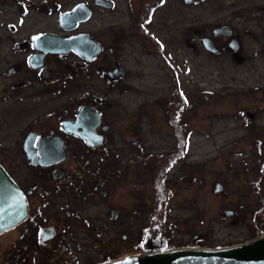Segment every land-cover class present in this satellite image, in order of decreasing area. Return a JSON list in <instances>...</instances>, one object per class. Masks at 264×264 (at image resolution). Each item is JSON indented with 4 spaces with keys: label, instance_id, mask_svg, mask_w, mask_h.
<instances>
[{
    "label": "rangeland",
    "instance_id": "obj_1",
    "mask_svg": "<svg viewBox=\"0 0 264 264\" xmlns=\"http://www.w3.org/2000/svg\"><path fill=\"white\" fill-rule=\"evenodd\" d=\"M47 1L53 7L50 11L40 8ZM117 1V10L97 11L95 19L82 30L97 34L107 49H113V52H107L94 63V69L103 65L112 66V71L121 74L122 67L126 72V87L108 90L103 79L97 77L84 79L88 81L87 86L106 90L107 107H113L119 113V118L123 119L124 126L132 132L137 124L136 109L139 103L148 102V115L142 116L140 134L145 139L143 145L150 158H162L178 150L174 129L169 125V116L160 101L165 106L170 103L172 110L175 109L174 102L181 106L189 105L182 113L184 123L189 126L186 129L189 138L185 142V154L174 158L168 165L172 184L168 187L170 201L164 216L167 215L165 222L173 220L176 223L173 229L162 234L171 237V242L177 245L189 242L193 236L205 238L207 246L243 240L240 228L227 227L231 218L224 217L221 210V190L215 191L220 177L214 173L210 175L206 170L219 167V160L215 158L226 146H231L234 140L241 139L247 132L241 126L242 119L238 114H256V121L264 125V9L262 13H256L259 10L256 7L264 8V0H162L164 4L153 13V18L148 14V37L138 33L140 30L137 25L133 26V31L122 30L124 27L130 29V14L126 8L130 0ZM138 1L133 0L134 6H138ZM144 1L148 3L149 0ZM79 2L103 8L94 4V0H0V94L4 90L0 95V135L8 137L23 133L34 115L46 109H55L62 102L61 94L52 92L51 95H37L32 109L31 95L23 93L15 96L12 90H37L39 85L25 82L29 74L24 62L33 50L29 45V36L41 32L63 33L60 24L62 14ZM239 6L256 8V12L254 15L237 14L235 11ZM227 16L235 26L240 24L236 33L239 34L237 40L240 47L229 48L227 53H223L221 49L225 43L214 35L213 30L221 26ZM95 22L102 23L103 30L95 31ZM112 24L116 27H111ZM151 35L158 40L159 45ZM205 38L212 39L213 44L215 42L216 51L204 45ZM78 63L76 55L60 63L53 59L50 68L53 90H59V82L68 78L73 81L68 90H79L75 71ZM13 67L17 69L16 72H11ZM177 88L184 95L181 100V96L176 93ZM255 109L259 112L256 113ZM117 123H120L119 119ZM121 130L125 129L122 127ZM10 144L5 141L6 149ZM244 148V156L250 157V144H245ZM247 157L233 158L232 162L242 163ZM213 159L215 163L211 166L208 161ZM119 160L122 164L126 159ZM127 160L138 161L133 157ZM107 161L99 165L102 170L98 179H106L103 188L93 195H83L85 198L80 196L79 199L83 200L75 199V211L100 227L93 239L88 238L85 231L80 236L84 238L85 246L78 249L76 254L84 264L109 261L98 255L101 253H98L96 242L97 239L102 241L103 236L107 240L109 234L105 226L111 212L110 200L102 194L103 191H112L108 178L111 163ZM6 164L14 170L30 167L23 156L6 159ZM73 164L70 162L68 167L71 168ZM90 165L98 167L97 164ZM145 165L142 163L140 171H131L128 168L130 166H127V171L121 169L115 173L117 186L112 197L115 210L120 215L117 218V250L113 256L117 259L126 255L131 248L128 246L139 241L143 234L140 226L148 225L152 213L157 210L160 198L157 191L158 165L150 167L154 169L152 172ZM201 173L205 176L203 187L196 189L190 184L188 176ZM81 175L84 178L89 176L84 172L75 174L79 180ZM91 178L90 183H87L89 180L85 181L86 191H91L97 181ZM240 186L247 187L244 184ZM228 197L233 202L244 198V189L233 188ZM65 200H71V195ZM142 209L145 212L141 215ZM125 222L129 224L127 229L123 227ZM100 234L103 235L102 239L97 238Z\"/></svg>",
    "mask_w": 264,
    "mask_h": 264
},
{
    "label": "flooded vegetation",
    "instance_id": "obj_2",
    "mask_svg": "<svg viewBox=\"0 0 264 264\" xmlns=\"http://www.w3.org/2000/svg\"><path fill=\"white\" fill-rule=\"evenodd\" d=\"M100 1L101 0H94V4L98 5ZM105 1H107V3L103 2L104 5L99 4L103 7L102 9L85 2H79L75 4V6L69 8L66 12H72L74 8L79 5L86 6L91 11L90 18L80 23L79 27L74 30H64L63 33L41 32L29 36L31 37L30 40H28L29 45L32 46L33 50L31 55L24 62V67L29 74V79H26L27 81L25 82L39 86L37 90H12L14 95L17 96L23 93H26L25 95H31L32 109L35 107L33 103H35V96L37 95L46 96L51 95L53 92L59 95L61 94L63 100L58 104L57 108L46 109L34 115L26 124L23 133L8 137L0 135V165L6 169L9 175L19 185L28 203L27 216L15 226L0 232V264H84V262L78 258V254H76L78 249L85 246L84 238L80 236L85 231L88 238L93 239L94 235L99 232L100 227L98 228V226L94 225L88 218L84 217L78 211L76 212L74 205L76 200H83L79 199L80 196L93 195L98 192L100 188H103L106 179L105 177L102 179L99 177L98 179V176L101 174L100 171L102 170V167H99V165L104 162L106 163L107 160L111 163V171L108 174V178L109 184H112V191H103L102 194L104 197L108 196L110 200L111 212H109L108 224L105 226L109 234L107 240L103 235H97L99 239H102L103 236L102 241H107V243H103L98 239L96 242L99 248L98 253H101L98 255L101 257L104 256V260H109L103 264L116 260L117 258L113 256L116 254L117 250V218L120 215L118 211L115 210L112 197L113 190L117 186L115 173L120 172L121 169L127 171L125 169L127 166H130L128 168L131 171L132 169L140 171L142 169H139V167L142 163L146 164L145 166H147L151 172L154 169L150 167L158 165V170L163 165L164 167L166 166L167 169V186H169L172 182L169 181L168 165L174 158H179V156L182 154L184 156L185 154V144L182 146L179 144L180 142L177 134L179 126L176 123V116L179 111V103L174 102L173 105L175 109L172 110L170 108V103L165 106L164 102L160 101L164 105L163 108L167 112V116H169L168 123L174 129L178 150L177 152H172L165 156L163 155L162 158L154 157V159L149 157V153L143 145L145 139L140 134L142 116L148 115V102L145 100L139 103L136 109L137 124L135 126V131L132 132L130 128L124 126V121L122 118H119V113L116 112L113 107H107L106 90H101L94 86H87L88 81L84 79L97 77L98 79H103V83L108 90L123 89L126 87L124 86L126 72L122 67H120L121 74H116V71H112V66L103 65L102 67L94 69L96 67L94 63L107 52H113V49H107L104 42L97 34L82 30L84 26L89 25L95 19L97 11L113 12L118 9L117 0ZM137 3L138 6H134L133 0H130L126 7L128 14H130V22L128 23L130 29L127 27L121 28L122 30L128 29L133 31V26L137 25L138 30H140L138 33H143L148 37V14L151 12L155 13L164 3L162 0H149L148 3H145L144 0H139ZM144 4H146V6ZM256 8L259 9L257 12L255 11ZM256 8L239 6L236 8L235 12L241 15H254L255 12L260 14L261 10L264 9L261 7ZM241 18L243 17L241 16ZM244 18L247 19L248 17ZM234 24L235 23H232V19L227 16L226 19L223 20L221 26L213 30L214 33L218 28L226 27L230 29L229 35L217 36V38L220 37L222 39L221 41L225 43L221 49L223 53H227L229 48L237 47L238 49L240 47L237 40L239 34H236L238 33L237 28L240 24L236 26ZM94 26L96 28L95 31L103 30L102 23L95 22ZM111 27H116V25L112 24ZM45 33L58 34L65 38L88 34L100 44L102 51L91 60H86L75 51L67 55L46 54L42 57L41 61L37 59L36 63H38L39 66L33 67L31 64L32 57L42 54L35 49V39ZM151 38L158 44V40L154 36L151 35ZM216 47L217 45L215 44L214 48L216 49ZM71 55H76L79 59V63L76 64L75 70L78 74L79 90H68L69 85L73 83L72 78L67 79L69 82L67 80L62 81V83L59 82V90H53L54 85H52V72L50 70L51 62L53 59H57L59 63L63 62ZM16 71V68H11V72ZM180 92V89L177 88L176 93L178 96H180ZM3 93L4 90H1L0 95ZM41 100L42 99H40V101ZM82 110H84L82 119L79 120ZM255 111L256 113L259 112L257 109H255ZM238 116L242 119L241 126L245 128L247 132L241 139L234 140L231 146H226L219 153L215 158L216 161L219 160V167H214L215 170L206 171L210 175L214 173L220 177L221 181L216 183L217 188L215 191L217 190L219 192V190H221L219 193L223 197L221 210L224 213V217L231 218L227 227L229 229L240 228L239 233L242 234L241 236H244V239L242 238L243 240L236 243L227 242V244L223 245L207 246L205 238H196L197 236H193L189 242L183 243V245L174 244L171 242V237H166L162 233L170 231L171 228L173 229L176 222L173 220L167 222L159 220L160 216L163 217L168 210L167 208L159 210V205H157V210H154L152 213L151 221H149L150 223L144 225V230L142 229L144 226H140L143 233L142 237L136 244L128 246V248L131 247L128 250L136 252L130 255L142 254L152 250H172L177 248H230L264 236V125L256 121V114L247 116L242 113L238 114ZM118 119L120 123H117ZM122 127L125 129L124 131L121 130ZM30 135L32 138H37L35 143L37 148L41 138L46 139V141L55 139L53 143L50 141L56 147V154H53L52 157L54 159L65 157L66 159L48 166H41L40 164L32 165L25 151L26 142ZM5 141L11 142L9 147H7L8 149L5 147ZM245 144H250V157L244 156L246 152L244 148ZM18 156L25 157L30 167L25 169L17 168L14 170L11 166L6 164V159ZM38 156H40V151H38ZM132 157L138 161L132 162L127 160L132 159ZM237 157H247V159L242 163H233L232 159ZM119 158L126 160L121 164ZM152 159H154V161ZM76 160L78 161L75 162ZM70 162H74L71 168L68 167ZM208 163L212 166L215 160H210ZM80 164L83 166L81 167ZM90 164H97L98 167ZM118 164L123 165V167ZM76 172L79 174L84 172L89 176H85L84 178V176L81 175V179L79 180L75 176ZM91 177L97 181L93 185L91 191H86L85 181L89 180L87 183H90L92 180ZM188 177L190 184L195 186L196 189L203 187L204 182L202 180L205 177L203 173L198 176ZM240 184L242 186L244 184L247 187L243 188ZM233 188L244 189V198H239V200L235 202L229 200L228 196L230 190ZM69 194L71 195V200L66 201L65 198H67ZM226 197L227 199H225ZM152 209L153 206L151 207V210ZM142 212H145L144 209L140 211L141 215ZM98 220H100V218H98ZM124 226L125 229H127L129 226L128 222H125L123 227ZM98 263L100 264V262Z\"/></svg>",
    "mask_w": 264,
    "mask_h": 264
},
{
    "label": "water",
    "instance_id": "obj_3",
    "mask_svg": "<svg viewBox=\"0 0 264 264\" xmlns=\"http://www.w3.org/2000/svg\"><path fill=\"white\" fill-rule=\"evenodd\" d=\"M103 2L107 3L101 0L98 5H104ZM90 16V9L79 5L72 12L62 14L60 24L64 30L71 31L78 28L80 23L87 21ZM229 31L230 29L226 27L218 28L214 31V35H229ZM203 42L209 50L216 51L212 39L205 38ZM34 46L42 54L32 57L33 67L39 66L36 63L37 59L41 61L46 54L67 55L75 51L86 60H91L102 51L100 44L88 34L65 38L62 35L45 33L35 39ZM83 111L80 113L79 120L82 119ZM36 141L37 138H32L30 135L26 142L25 151L32 165L48 166L66 159L65 157L60 159L52 157L56 154V147L52 144L55 139H51V143L41 138L38 148L35 145ZM38 151H40V156H38ZM27 214L28 203L23 191L6 169L0 165V232L15 226ZM107 264H264V236L230 248L152 250L125 256Z\"/></svg>",
    "mask_w": 264,
    "mask_h": 264
},
{
    "label": "trees",
    "instance_id": "obj_4",
    "mask_svg": "<svg viewBox=\"0 0 264 264\" xmlns=\"http://www.w3.org/2000/svg\"><path fill=\"white\" fill-rule=\"evenodd\" d=\"M40 8L42 9H48L49 11L53 9V7L51 6V3L50 2H46V4L40 6ZM153 15V12L150 13V16ZM180 100L183 99L184 95L181 94L180 92ZM189 105L187 106V104H184L183 106H181V104H179L178 106V115L176 116V123L177 125L179 126L178 129H177V134H178V137H179V144L182 146L185 144V142L187 141V139L189 138V135H188V124L187 123H184V120H183V112L186 111L188 109ZM183 157V154L181 155ZM166 166L164 167L163 165L158 169V183H157V191H158V195H159V203H158V209L161 210L163 208L166 209V206L168 205V201H169V186H167L168 184V179H167V173H166ZM166 216H163L159 218V220H165ZM136 252H131L130 250H128V252L126 253V255L124 256H127V255H130V254H134Z\"/></svg>",
    "mask_w": 264,
    "mask_h": 264
}]
</instances>
